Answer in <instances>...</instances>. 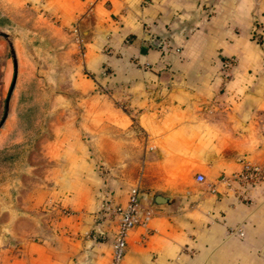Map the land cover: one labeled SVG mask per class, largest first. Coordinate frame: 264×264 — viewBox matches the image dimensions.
Wrapping results in <instances>:
<instances>
[{"label": "crops", "instance_id": "obj_1", "mask_svg": "<svg viewBox=\"0 0 264 264\" xmlns=\"http://www.w3.org/2000/svg\"><path fill=\"white\" fill-rule=\"evenodd\" d=\"M20 8L0 0V18L57 48L63 106L44 127L42 172L21 171L2 207L0 264H109L112 209L132 186L151 216L121 264H264V182L223 180L244 161L264 167V0Z\"/></svg>", "mask_w": 264, "mask_h": 264}, {"label": "rangeland", "instance_id": "obj_2", "mask_svg": "<svg viewBox=\"0 0 264 264\" xmlns=\"http://www.w3.org/2000/svg\"><path fill=\"white\" fill-rule=\"evenodd\" d=\"M95 1L91 0V4ZM19 3L21 11H31L33 0ZM39 11L52 25L59 23L56 13ZM14 26L7 18H0V32L7 35V40L0 36V223L6 217L2 207L10 202L9 192L21 171L30 165L42 172L43 142L47 138L44 127L54 116L53 106H63V93L55 89L58 84L63 88V82L54 80L60 70L57 48L31 39L33 33ZM77 51L80 54L81 48ZM38 176L24 180H42Z\"/></svg>", "mask_w": 264, "mask_h": 264}, {"label": "built area", "instance_id": "obj_3", "mask_svg": "<svg viewBox=\"0 0 264 264\" xmlns=\"http://www.w3.org/2000/svg\"><path fill=\"white\" fill-rule=\"evenodd\" d=\"M75 41H79L78 30L76 26L71 27ZM178 51V49H175ZM234 58H225L220 63L221 72L226 76L228 70L233 66ZM197 181L202 180V176H196ZM229 185L235 181L241 185H254L264 182V167H260L244 161L242 169L231 177L223 179ZM113 212L117 216L116 229L111 240L110 260L109 264H121L126 246V235L130 229L137 225H145L151 216V209L140 206L137 186H132L129 189L126 202L123 206L113 207ZM239 236L241 231H237Z\"/></svg>", "mask_w": 264, "mask_h": 264}, {"label": "water", "instance_id": "obj_4", "mask_svg": "<svg viewBox=\"0 0 264 264\" xmlns=\"http://www.w3.org/2000/svg\"><path fill=\"white\" fill-rule=\"evenodd\" d=\"M0 36L7 40L6 34L0 32ZM149 42L151 45H154V46H157L159 44V40H157V38H155V37H152L149 40ZM8 45H9V48L11 49V43L9 41H8ZM12 84H13V81L11 83L10 88L12 87ZM3 119H4V116H3L2 120ZM167 204H168V197L166 195L161 194V193H156V195L154 196V199H153L154 207H163V206H166Z\"/></svg>", "mask_w": 264, "mask_h": 264}]
</instances>
